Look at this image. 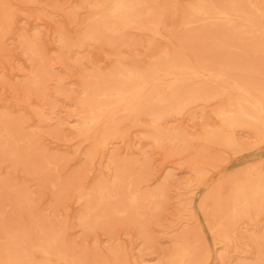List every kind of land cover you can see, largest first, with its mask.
Returning a JSON list of instances; mask_svg holds the SVG:
<instances>
[{
  "label": "rangeland",
  "instance_id": "obj_1",
  "mask_svg": "<svg viewBox=\"0 0 264 264\" xmlns=\"http://www.w3.org/2000/svg\"><path fill=\"white\" fill-rule=\"evenodd\" d=\"M100 1L0 0V264L252 262L264 195L237 222L229 203L264 174V131L220 113L238 88L264 94V35L194 17L195 0H134L126 19ZM163 52L202 73L157 79L161 100L146 88L96 134L77 131L83 82L118 58L158 67ZM117 172L130 190L113 188Z\"/></svg>",
  "mask_w": 264,
  "mask_h": 264
},
{
  "label": "bare ground",
  "instance_id": "obj_2",
  "mask_svg": "<svg viewBox=\"0 0 264 264\" xmlns=\"http://www.w3.org/2000/svg\"><path fill=\"white\" fill-rule=\"evenodd\" d=\"M138 6L139 3L134 0H101L95 7L103 16L126 19L137 15ZM188 12L194 17L209 18L213 24H220L233 30L234 28L231 26L233 21H238L240 25L248 27L252 32H259L264 35V8L259 7L253 0H195V3L189 6ZM158 55L161 53L156 54V57ZM160 57L161 62L158 67L150 64L143 68H138L134 64L130 65L118 58L105 78L97 77L93 83L83 82L81 93L86 95V101L81 104L79 115L71 122L77 131L80 134L89 131L93 135L96 134V130L109 121L115 109H124L131 103H136L146 88H149L151 92L147 102L161 100L154 98V93H152L153 89L155 92L154 85L157 83V79L169 75L176 79L185 74L197 76L202 73L201 70L192 67L175 68L176 56L174 55L163 52ZM103 82L107 85L114 83L117 86L98 91L96 85ZM238 89L241 90L244 97L239 100L230 99L228 102L229 109L220 113L223 126L230 128L250 122L255 129L260 128L264 131V94L255 98L249 92L241 88ZM101 95L104 99L99 98ZM148 115L151 116L152 120L161 118L160 114ZM102 141L103 139L98 141L100 145ZM227 143H229L228 140ZM121 175L120 172H117V175L111 180L113 188L124 186L125 189L130 190L131 184L129 182L122 185ZM166 180L167 178H165V184ZM98 188L102 190L101 186ZM107 195L111 197L109 193ZM258 195H264V174L260 175L255 182L247 178L234 185V194L229 203L231 220L237 222L244 219L256 207L255 197ZM135 200V197L131 199L133 203ZM253 243L256 246L254 260L240 264H264V236L260 239H253ZM181 254L183 257L192 255L191 251L186 248L182 249Z\"/></svg>",
  "mask_w": 264,
  "mask_h": 264
}]
</instances>
